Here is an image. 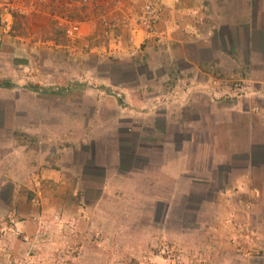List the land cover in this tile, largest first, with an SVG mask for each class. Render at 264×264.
<instances>
[{
    "label": "rangeland",
    "instance_id": "1",
    "mask_svg": "<svg viewBox=\"0 0 264 264\" xmlns=\"http://www.w3.org/2000/svg\"><path fill=\"white\" fill-rule=\"evenodd\" d=\"M104 1L108 23L98 15L90 40H67L43 14L15 15L0 39V264H264V93L245 90L262 85L209 69L216 94L179 101L194 79L158 37L163 22L133 43L118 20L135 4ZM86 11L98 13L77 6L70 18L81 26ZM175 150L182 185L159 174ZM248 167L263 194L250 217L237 182Z\"/></svg>",
    "mask_w": 264,
    "mask_h": 264
},
{
    "label": "crops",
    "instance_id": "2",
    "mask_svg": "<svg viewBox=\"0 0 264 264\" xmlns=\"http://www.w3.org/2000/svg\"><path fill=\"white\" fill-rule=\"evenodd\" d=\"M103 1L104 0H102V2ZM108 1H112V4L119 6L124 0ZM127 1L128 3L135 4V6L138 5L137 0ZM217 1L223 4V13L221 9H219V3ZM228 1L229 0H167L168 5L165 10L162 29L158 37L165 41L170 39L173 45L176 44L175 46L180 49V53L177 54V63L181 65L179 66L180 69L190 68L189 70L194 79L192 80L194 83L190 89L187 87L177 92L176 96L179 101H183L184 96L187 97L189 94L193 95L198 93L209 97L216 94V89L213 85L217 80L211 72H209V69L219 70L221 71L220 73L227 72V74L233 73L232 71L235 70L234 75H239L241 77L240 80L245 83L250 85L259 83L262 85L259 90H253V88L249 86L246 87V95L258 94L261 97L260 91L264 93V0H241L242 4L240 3L239 8L231 10L226 6ZM85 14L87 15H85L86 17H81L83 35L77 42L80 40H90L95 34L97 35L102 31L98 20L99 12L94 15V13H88L86 11ZM167 14H172L177 18L181 16L178 20H181L182 23L175 24L174 27L170 29L166 17ZM183 16L187 17L183 19ZM165 26H168L167 29ZM130 33L133 43H139L144 40L142 33L133 31ZM186 51H190L193 54H189V52ZM204 51L208 52V58H203L201 53ZM223 58H225V60L227 59L232 65V70L225 68L224 64L226 61H224ZM202 77L206 79H201ZM32 91L34 93L33 96L37 93L47 91L56 94L54 88L49 90L40 88L36 90L33 88ZM20 96V99L17 98L16 100V105L22 108L24 100L26 99L23 94H20ZM134 106L135 105L131 104H119V109L121 112L138 113L142 110H139V108H145H136ZM141 114L149 116L150 111L143 110ZM169 118V115H165V118L163 117L164 125H169ZM20 150L23 152V147ZM171 159L172 160H166L159 166V174L163 175L169 182L175 181L177 185H182V177L185 175L184 155L178 153V150H175V156ZM212 160V158H209V167L206 171L207 174L213 167ZM31 168L32 167H29V169ZM38 168H40V166ZM251 171V167L245 168L241 178L237 181L239 183L238 187L240 188V192H244L247 194V197L249 196L251 199V202L240 201V205L241 207L243 206V211L248 217H250L251 212H253L251 209L254 205L253 203L257 202L255 200L256 198H254V193L259 195L258 198L261 196L262 199L263 196L262 190L255 186L257 183L256 180L251 177ZM32 174L37 175V172L35 171V173ZM49 174L55 175L54 170L49 172ZM200 177L207 179L208 175ZM229 185L231 187L233 185L232 182H230ZM234 186L236 187V185ZM228 191L232 193L235 189H230L226 192ZM262 205V203H257L254 207H261ZM258 221L264 224V218H259Z\"/></svg>",
    "mask_w": 264,
    "mask_h": 264
},
{
    "label": "built area",
    "instance_id": "3",
    "mask_svg": "<svg viewBox=\"0 0 264 264\" xmlns=\"http://www.w3.org/2000/svg\"><path fill=\"white\" fill-rule=\"evenodd\" d=\"M138 5L128 17L119 19L120 25L130 27L133 32H140L144 39L156 34L164 19L166 0H137ZM107 4L102 0H0V39L9 31L13 18L17 14H43L55 21L56 28L62 30L66 39L76 42L82 37L78 22L70 18L71 11L77 7L96 9L103 22L107 17L99 8ZM248 253L244 254L246 257Z\"/></svg>",
    "mask_w": 264,
    "mask_h": 264
}]
</instances>
